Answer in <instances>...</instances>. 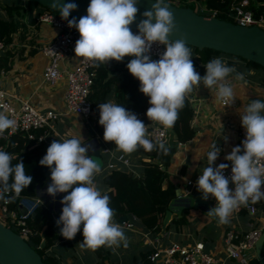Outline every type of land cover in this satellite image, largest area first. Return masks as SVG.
<instances>
[{
	"label": "clouds",
	"instance_id": "clouds-1",
	"mask_svg": "<svg viewBox=\"0 0 264 264\" xmlns=\"http://www.w3.org/2000/svg\"><path fill=\"white\" fill-rule=\"evenodd\" d=\"M137 3L138 0H90L87 15L79 20L69 19L70 13L77 10L75 3L62 4L61 0H54L53 7L58 8L61 18L80 34L74 49L76 57L97 66L130 58L127 68L139 80L140 92L149 97L151 106L146 115L151 122L173 127L194 85L207 88L215 95L217 104L234 105L237 92L229 77L236 73L234 79L246 83L244 75L221 58H214L205 65L206 74L201 76L194 67L186 40L170 39L178 31V25L166 0H155L151 10L143 13L145 19L138 24V32L133 33L130 26L139 11ZM153 44L165 47L158 60L150 57ZM98 107L103 138L106 142H115L116 150L130 155L140 147L146 151L156 148L147 138L145 123L135 113L114 101L100 103ZM238 111L246 139L242 147H234L226 156L231 164L230 179L224 175L229 164L214 166L221 150L213 144L205 153L208 166L203 168L197 181L202 198L207 201L214 197L217 202L207 214L217 217L222 224L228 223L230 215L241 206L264 199V101L252 100ZM15 125L7 110L0 111V136ZM83 141L82 135L54 140L40 160L41 166L51 170L47 193L53 197L68 193L61 201L64 206L57 221L62 225L60 234L72 240L83 225V241L78 244L81 250L115 249L121 245L126 248L128 239L113 220L115 213L110 207V197L95 183L101 166L87 155ZM159 148L167 152L164 144ZM13 159V155L0 150V200L4 203L10 202L5 193L18 195L33 181V177L26 174L23 161L13 165ZM230 182L235 185L234 189L229 187Z\"/></svg>",
	"mask_w": 264,
	"mask_h": 264
},
{
	"label": "crops",
	"instance_id": "crops-1",
	"mask_svg": "<svg viewBox=\"0 0 264 264\" xmlns=\"http://www.w3.org/2000/svg\"><path fill=\"white\" fill-rule=\"evenodd\" d=\"M191 1L197 11H210L209 13H211L214 10L207 7L205 0ZM236 1L228 0V5ZM4 3L20 5L19 12L13 13V18L20 21V26L12 35L14 55L9 62L10 65L6 68H0V89L5 90L10 95L14 105H18L21 100H27L41 112L52 110L58 114L51 121L52 130L48 135L49 145L54 140H63L73 136L80 137L82 135L84 139L83 146L88 149L87 155L97 161L102 169L101 173L96 175L95 183L101 191L106 190L108 186L102 179L109 171L107 164L111 156L103 153L102 148L107 146L113 154L122 152L116 150L115 142H106L103 138L104 134L98 132L95 124L96 114L87 117L67 109L64 98L67 86L65 76L60 77L55 84H48L43 79L42 72L48 62V57L41 51V47L55 37L58 31L57 28L48 22L38 21L37 18H35V21L28 22L29 2L27 0H0V18H8L1 7V4ZM42 7H36L33 18L36 17L38 11L42 10ZM19 34L21 35L19 36ZM79 38L80 35L77 40ZM5 49L6 45L0 49V55L3 54ZM74 49L62 60V69H70L77 64L80 57H76ZM223 61L225 62V58H223ZM230 67H234L237 73L244 75L235 66ZM235 75L236 73H233L229 77L237 92L234 105L222 106L217 104L215 95L203 85H194L191 93L188 94L194 111L191 118L194 135L189 140L178 144L177 150L166 168L167 176L164 179V184L172 182L176 188L180 189L182 194L192 196L201 194L197 189V181L203 168L208 166L205 153L211 150V145L215 144L221 152L214 166L218 167L221 163L227 162L226 156L237 146V122L241 117L238 109L242 108L243 104L250 103L255 99L264 101V83L260 81L259 76L252 78L244 75L245 83L244 81L235 80ZM106 99L116 103L114 84L106 93ZM151 128L146 125L148 139L150 138ZM56 133H59V136ZM97 145L100 149V155L99 158L95 159L92 151ZM126 156L131 163L129 166H124L121 162L114 160L116 165L126 170H132L135 175L141 176L144 168L142 162L147 160L143 148L140 147L137 151ZM188 180H192L193 183L188 184ZM50 183L51 170L49 169L44 183L39 185L37 191H35V197L24 198V203L20 206L25 211L33 200L39 199L40 204L46 205L55 213V225L60 232L62 225H58L57 221L62 213L63 206L56 210L55 206L62 201L65 193H58L55 197L49 195L47 188ZM262 190H264V186H262ZM208 203L212 207L216 206L211 199H208ZM256 206L254 214H249L246 210L240 213H232L228 218L229 222L226 224L220 223L218 218L214 220L212 216L197 208V210L185 209L184 214H186L187 222L181 225V235L173 236L170 234V239H176L183 243L202 240L206 249L218 256H223L222 236L227 227H234L239 230L247 229L248 221H250L256 228H260L261 232L264 230V199L256 203ZM126 215L129 216L130 214ZM113 220L123 229L128 239V247L125 248L123 245L115 249L101 247V252L99 249L96 251L81 250L78 244L83 239H80L77 233L72 240H68L61 235V238L57 239L49 250L53 251L58 257V264H134L136 260L141 258L142 253L149 250L150 245L147 242V237L152 236V233L138 221L135 222L133 228H126L118 219L113 218ZM254 253V256H256L255 248Z\"/></svg>",
	"mask_w": 264,
	"mask_h": 264
},
{
	"label": "trees",
	"instance_id": "trees-1",
	"mask_svg": "<svg viewBox=\"0 0 264 264\" xmlns=\"http://www.w3.org/2000/svg\"><path fill=\"white\" fill-rule=\"evenodd\" d=\"M167 1L178 5H187L189 2H192L191 0ZM205 1L207 7L216 11V16L230 21L234 20L230 11V6L233 3L228 5V0ZM1 5L8 15V18H0V40L6 45L5 51L0 55V68H6L10 65L9 62L14 55L12 35L20 26V21L13 18V13L19 12L20 5L14 3H4ZM249 6L256 14L260 12L264 13V0H249ZM44 8L46 7H42V9ZM198 12L207 15L210 11ZM35 18L32 21H35ZM187 46L191 49L194 67L201 76L206 74L205 65L208 62L214 58H221L222 60L225 58L227 65L235 66L246 77L257 78L259 76L260 81L264 83V67L258 63L212 48L205 47L198 49L188 44ZM129 62L130 58L126 57L123 62L112 60L108 64L101 63L99 66L94 65L96 74L89 97L93 111L96 114V128L102 134H104V128L99 124L100 113L98 104L108 102L106 93L113 84L115 85L116 103L118 105L124 106L128 111L135 113L145 125H149V128L154 125H160L159 123L151 122L146 115L148 108L151 106L149 104V97L140 92L139 80L133 77L127 68ZM193 112L191 100L187 96L185 105L179 111V116L174 126L167 128L166 138L160 142L155 141L152 137L149 138L156 145V148L152 151L143 149L147 160L142 162L144 168L141 176L135 175L132 170L117 167L109 169L104 175L102 180L108 188L102 191V193H107L110 197V207L115 213L113 218L117 219L124 214H134L138 218V222L149 232L154 235L161 232L165 210L169 200L175 196L176 188L172 182L164 184V179L167 176L166 168L177 150L178 144L189 140L194 135V129L191 125ZM42 131V128L35 129L36 134H40ZM160 144H164L167 152L159 148ZM0 146H2L1 150L13 155V165L22 160L25 165L26 174L33 177V181L28 188H25L18 195L15 192H9L11 196L9 208L21 214L19 207L20 198L33 197L36 185H42L46 179L49 168L41 166L40 160L46 155L50 145L45 142L34 144L24 132L17 131L9 134L7 137H1ZM162 166L165 168L162 169ZM11 182L10 180L9 183ZM244 210L242 208L241 212H244ZM25 220L27 226L31 229V234L27 238L29 244L40 253L44 261L50 264H58V257L53 251L49 250L54 242L61 238V234L55 225V213L46 205L37 204L32 212L25 216ZM171 221L182 225L187 221L186 214L175 216ZM5 223L15 228L8 218L5 219ZM170 223H167L164 228L165 230L170 231L172 229ZM78 237L83 239V226L81 227V231L78 232ZM42 240L45 242L43 247L40 246ZM99 250L101 252V247ZM147 253L148 250L142 253L141 258L136 260L134 264H154L147 258ZM251 262L252 264H260L256 256L251 259Z\"/></svg>",
	"mask_w": 264,
	"mask_h": 264
},
{
	"label": "built area",
	"instance_id": "built-area-1",
	"mask_svg": "<svg viewBox=\"0 0 264 264\" xmlns=\"http://www.w3.org/2000/svg\"><path fill=\"white\" fill-rule=\"evenodd\" d=\"M230 11L234 19L232 22L240 25H253L264 30V13L256 14L249 6V0L236 1L230 6ZM215 13L216 11L213 10L207 15L211 16ZM36 18L38 21L48 22L58 30L55 37L41 47V51L48 57V62L42 72L44 81L48 84H55L60 77L65 76L67 86L64 98L67 109L87 117L94 116L95 113L89 94L96 74L95 63L80 58L77 64L70 69H62L61 67L62 60L73 51L77 37L80 35L79 32L68 26L67 21L61 18L60 12L48 8L42 9ZM69 19L71 18L69 17ZM132 31L133 33L138 32V30ZM3 47L4 42L0 40V49ZM164 51L165 47L163 45L153 44L150 52L151 59L158 60ZM3 110L8 111L10 118L16 121V125L14 129L7 130L0 138L22 131L34 144L49 143L48 135L52 130L51 121L58 115L56 112L52 110L41 112L27 100H21L18 105H14L10 95L5 90L0 89V111ZM38 128L43 129L42 133L36 134L35 129ZM166 135L167 128L162 125H154L151 128L150 137L154 138L155 141L164 140ZM237 138V146L242 147V141L246 139V131L242 127L241 117L237 122ZM102 152L111 156L107 164L108 169L120 168L114 160L121 162L124 166L131 164L125 154H113L107 146L102 148ZM225 163L229 164V168L225 170L224 175L230 179L232 174L231 164L229 161ZM187 183L192 184L193 181L188 180ZM229 187L234 189L235 185L230 182ZM10 197L9 193H5V198L10 200ZM34 197L35 195L33 197H21L19 207L24 203V198ZM209 199L214 201L215 204L217 203L214 197ZM39 201V199L33 200L28 209L24 212L21 211L20 214L9 208L10 202L4 203L0 200V221L6 224L5 219L8 218L9 222L15 226V228H11L27 240L31 234V229L26 224L25 216L32 212L37 204H40ZM242 208L249 214H254L257 206L249 203L248 206H241L233 213H240ZM137 221L138 218L134 214H130L127 215L126 220L121 221V224L126 228H133ZM247 225V229L239 230L234 227L225 229L222 236L223 256H218L206 249L202 240L183 243L176 239H170L169 230L161 229L159 234H151L152 236L147 237V242L150 245L147 258L154 264H252L251 259L255 255L254 243L260 235L261 229L256 228L250 221Z\"/></svg>",
	"mask_w": 264,
	"mask_h": 264
},
{
	"label": "water",
	"instance_id": "water-1",
	"mask_svg": "<svg viewBox=\"0 0 264 264\" xmlns=\"http://www.w3.org/2000/svg\"><path fill=\"white\" fill-rule=\"evenodd\" d=\"M29 8L27 20L31 22L37 6H43L59 12L53 7L54 0H27ZM155 0H138L139 9L131 30H138V24L145 19L143 13L151 10ZM62 4L75 3L77 10L72 11L69 17L79 18L87 15L90 0H61ZM173 11L178 31L174 32L170 39H185L186 43L198 49L212 48L224 53L240 56L246 60L253 61L264 67V30L253 25H240L230 20L220 18L216 15H205L198 12L192 2L187 5H178L166 0ZM96 140V139H93ZM93 157L99 158L100 149L98 145L92 151ZM165 167L162 166V169ZM39 185H36V191ZM60 194V193H59ZM68 193H65L67 195ZM64 206L61 202L55 206V210ZM195 207L207 213L212 206L199 195L182 194L179 188H175V196L168 202L162 221V230L170 220L172 212L176 216L184 215L185 209ZM22 212L24 209L20 206ZM214 220L217 217L212 216ZM118 221L127 219L124 214L117 218ZM44 240L40 246L43 247ZM264 230L260 233L254 243L256 257L260 264H264ZM0 264H50L42 259L40 253L35 250L29 242L10 226L0 221Z\"/></svg>",
	"mask_w": 264,
	"mask_h": 264
},
{
	"label": "rangeland",
	"instance_id": "rangeland-1",
	"mask_svg": "<svg viewBox=\"0 0 264 264\" xmlns=\"http://www.w3.org/2000/svg\"><path fill=\"white\" fill-rule=\"evenodd\" d=\"M194 4V3H193ZM195 6V5H194ZM95 159H96V157H95ZM189 209H194V210H197L195 207H192V208H189ZM207 214V213H206ZM175 214H174V212H172V214H171V217H170V220H169V222L168 223H170V225H171V227H172V229L169 231V236H170V234H172L173 236H176V235H181V233H180V231H181V224H176V222L175 221H171L172 219H173V217H175L174 216ZM163 221V220H162ZM187 222V221H186ZM185 222V223H186Z\"/></svg>",
	"mask_w": 264,
	"mask_h": 264
}]
</instances>
